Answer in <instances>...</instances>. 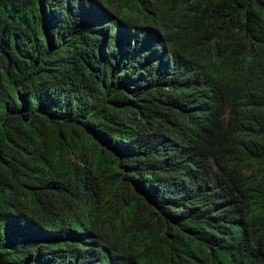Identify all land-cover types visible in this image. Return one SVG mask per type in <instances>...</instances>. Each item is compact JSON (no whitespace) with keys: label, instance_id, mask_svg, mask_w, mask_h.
Returning a JSON list of instances; mask_svg holds the SVG:
<instances>
[{"label":"clouds","instance_id":"1","mask_svg":"<svg viewBox=\"0 0 264 264\" xmlns=\"http://www.w3.org/2000/svg\"><path fill=\"white\" fill-rule=\"evenodd\" d=\"M28 13L46 25L65 21L104 38L102 88L116 95L114 100L146 108L161 104L168 128L177 126L187 136L185 125L197 126L191 145L199 149L232 115L239 161L264 154L258 144L264 140V0L11 1L12 20ZM0 49L11 56L21 49L25 55L20 43H4L2 36ZM28 76L36 80L37 70ZM82 76L75 73L70 79ZM80 141L99 145L115 164L81 160L76 155ZM182 142L148 127L132 141L111 133L100 136L91 124L84 131L73 127L68 139L58 136L46 153L64 160H30L14 176L0 172V229L32 237L23 257L31 264L50 259L58 264H143L130 248L143 249L125 235L134 218L122 194H128L129 186L141 197L147 192L134 154L155 152L152 168L167 178L170 194L181 201L195 199L207 219L217 212L216 198L222 205L227 201L222 182V193L211 198L198 164L189 150L181 151ZM112 249L119 255L109 257Z\"/></svg>","mask_w":264,"mask_h":264},{"label":"trees","instance_id":"2","mask_svg":"<svg viewBox=\"0 0 264 264\" xmlns=\"http://www.w3.org/2000/svg\"><path fill=\"white\" fill-rule=\"evenodd\" d=\"M11 1L0 0V36L4 43H20L25 55L21 49L15 56L0 49V172L14 176L23 172L30 160L43 164L64 160V156L46 153L58 136L68 139L73 127L84 131L91 124L98 135L111 133V137L125 141H132L136 132L147 127L157 129L183 140L181 151L189 150L190 158L198 164L211 198L221 192L222 182L227 195L221 193L227 201L222 205L216 198L220 202L217 212L207 219L195 199L181 201L170 194L167 178L152 168L155 152L134 154L141 161L147 192L141 197L127 184L128 194L122 198L134 218L125 235L145 251L130 248L137 252L139 261L264 264V154L247 155L239 161L232 136L233 116H226L225 124L210 132L201 149L197 141V146L191 145L197 126L185 125V136L177 126L168 128L169 116L161 104L147 108L127 105L103 91L100 64L105 40L99 33L79 30L65 21L46 25L31 13L14 21L9 14ZM35 70L36 80L28 76ZM75 73L83 76L70 79ZM260 122H264L262 114ZM258 144L264 147V140ZM100 149L90 141H80L76 155L83 161L99 158L115 164ZM138 176L140 173H135ZM8 235L0 229V264H31L23 257L32 237ZM115 255L119 253L113 249L108 253L109 257ZM113 260L122 263L120 258ZM45 264L58 262L50 259Z\"/></svg>","mask_w":264,"mask_h":264}]
</instances>
